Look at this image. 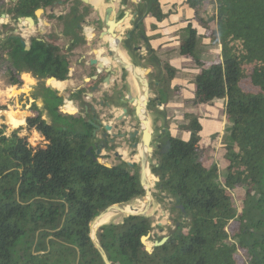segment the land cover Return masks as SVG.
Returning <instances> with one entry per match:
<instances>
[{
    "label": "trees",
    "instance_id": "1",
    "mask_svg": "<svg viewBox=\"0 0 264 264\" xmlns=\"http://www.w3.org/2000/svg\"><path fill=\"white\" fill-rule=\"evenodd\" d=\"M55 1L9 0L3 9L6 2L0 0V15L6 11L17 23L34 18L37 9ZM62 1L69 3L68 11L58 17L62 33L77 40V24L91 7L81 0ZM145 1L147 13L162 21L159 1ZM185 5L205 35L220 46L213 60L197 57L198 28L188 22L179 54L199 69L193 80L194 104L225 99L230 126L221 145L226 165L220 171L215 163L204 164L202 126L191 116L188 139L165 131L159 142H169L170 147L164 152L161 146L155 148L150 156V171L158 177L153 197L164 207L169 199L174 231L167 240L145 250L141 237L151 232L152 219L141 215L104 224L96 236L111 264H264V0H185ZM29 45L25 50L10 35L1 39L0 71L17 88L22 87V73L40 80L47 113L63 117L71 127L44 119L33 94L26 127L45 142L31 146L20 129L6 134L0 128V264H104L89 225L110 205L141 202L136 201L145 196L139 171L123 160L106 166L95 159L92 126L85 118L61 113L62 97L44 86L50 77L68 79L70 62L64 50L40 35L31 37ZM149 58L160 67L150 87L163 104L176 70L152 50ZM105 76L101 72L97 83ZM244 80L256 88H243ZM156 103L150 102L153 112L158 111ZM90 146L91 153H86ZM237 187L245 191L241 209L233 204L232 190Z\"/></svg>",
    "mask_w": 264,
    "mask_h": 264
},
{
    "label": "crops",
    "instance_id": "2",
    "mask_svg": "<svg viewBox=\"0 0 264 264\" xmlns=\"http://www.w3.org/2000/svg\"><path fill=\"white\" fill-rule=\"evenodd\" d=\"M117 1L122 2V5L125 6L126 8L122 10V12L117 10V6H116ZM117 1L115 2L117 19L123 16L124 11H127L129 13V17L124 19L123 23L119 26H125L126 27L125 29H127L126 33H129L131 31L130 26L134 25V29H135V26H137L136 32H137L138 37L135 36V32H134L135 39L132 42H127L129 44L128 46L132 45V43L135 42L134 47H137V46L141 47V50H135L133 47L132 48L133 51L128 48H123L126 52V56L128 57V60L124 62L131 63L132 65L137 67L138 72L141 71V68L148 70L147 74H144V76L149 82V99L154 100L153 98L157 96L151 90L150 83L152 82L153 78H155V76L158 75L160 71V67L156 61L151 60L149 58L150 52L152 50L155 56L161 62L164 61V62L169 63L176 70L174 78H173L175 79V77H177L180 74V71L183 70L180 67V63H182V59L186 58L179 54V42H180L181 34L184 33V29L188 22L193 23L194 21L193 10L187 5H185V0H158L160 3L161 10L165 14V17L163 18L162 21H157L150 13H147V12L144 13L147 10V6L144 5L145 4L144 0L142 1L141 0H117ZM123 1H126V2L124 3ZM100 3L101 2H99V4L97 5H94L93 3L89 2V0H87V3H85V4L90 5L91 10L95 8L99 9L101 16L99 17L98 22H97V30L95 29L99 33L95 34L94 28L90 27L88 28L90 30V32H88L89 33L88 36L87 34L84 36L83 35L81 36L78 32V30H80L81 28V26L79 25L81 24L78 23L76 27V32L79 34V39L77 40L71 36H64L62 33V23L58 17L60 15L65 14L68 11V9L67 11H64L63 13L58 15L57 17H54L51 19L41 20L39 16L35 15V17L32 18L33 22H30L29 20L24 19V18H20L18 19L17 23L13 22L12 20L10 21L9 20L11 19L10 15H8L5 11L1 13L0 15V27L3 25L7 26L8 22H11L12 24H14L13 26H11L13 27V29L10 31L11 33L7 35H10V36L17 35V34H14V31L20 30V32H23V34L26 33L27 36H29L28 39L27 38L25 39L24 36H21L28 43L31 37L40 35V36H43L46 40L54 42V44L59 46L58 41L66 38L67 43L64 46H59V47L62 50L71 51V55L67 57V59L70 62L69 77L68 79L64 81H57L56 79H53L54 82L52 83H49V81L47 82V79H48L47 78L46 80H44V86L51 90L56 91L57 96L62 97L63 104L59 107V111L63 114H69V113H64V111H67L65 110V108L69 106L70 108L74 110V112H71L72 114L70 115L80 116L85 119H87L89 116V119H91L90 117V114L92 113L91 111H94L96 116L99 117V119H101V121L104 123H109L113 121L115 122L118 120V117L121 116L123 120L121 122L117 121L118 123L117 127L113 128L112 132L119 131L121 133L130 134L135 129H137L138 134L134 137V139L138 137V140H131L127 142V144H124V142L122 143V140L120 141V139H118L114 144L120 145V147H118L117 149L120 151L119 153L122 155L121 158L125 161H129L125 159L127 156L130 158V160L133 159L136 165L140 166L139 170L141 173L142 152H143L142 139L143 138H142L141 127L139 125L140 111L137 106L141 97L139 96L136 86L139 88H142V92H143V87L135 80L134 76L122 71L115 64L112 56L109 54V46L112 42L111 38L107 39L105 37V42L108 46L101 47V48L108 49V56L103 55L102 50H100L101 48L98 49V45H99L98 43L101 41L102 36L107 34V33L102 34V32L104 29L108 28L107 17L105 18L104 15L102 14V10H101L102 6ZM56 4H59V3H56ZM59 5H63V2ZM54 6L55 4L52 5L51 7L43 9V11L45 12L48 10L49 12L52 13L55 10ZM130 6L133 7V10L130 9ZM141 6L143 7V10L140 13ZM104 11H105V5H104ZM152 17L154 18V20ZM58 22L61 24V28L60 30H58V32H56V26ZM141 22H143L142 30L139 28V24ZM50 24L53 26L51 27ZM15 25H18V26H15ZM35 29L43 30L44 33L43 34L36 33L33 35V32L35 31ZM51 30L53 31L51 32ZM7 35H5V37ZM89 36L90 38L96 37L95 43L93 45L94 47L93 49H91V53L93 54V57H89V55L87 56V52H86L90 50L88 47L89 45L88 37ZM204 40L207 41L208 44L210 43L208 38H205ZM79 43H84L85 49H88V50L81 51V49H77L76 46ZM134 51L137 52V55L134 54ZM219 54H220V51H219ZM139 55H142V57L140 58ZM76 56H78V58L80 59V62L78 61L76 62V59H75ZM107 57L111 58L112 62H108ZM138 61H145L146 64L142 65ZM183 62H184V65H182V67L184 66L187 67L184 70L190 73L191 76L189 77L187 81H182V83L180 84H175V82L171 83L172 87H178L177 85H179V93L178 95L169 97V99L167 100V103L161 104L157 100L155 107L159 112L158 111L154 112L152 119H149L150 131L153 132L152 137L155 138V136H160L161 138L164 135L165 131H168L171 135L179 138L178 132L180 131V129L187 128V125L189 123L188 116H190L193 113L194 114L197 113V116H198L200 112L201 115L200 117H198V119L202 126V130L200 133L201 144L206 148L205 153H206L207 158L209 155L208 161H210V164L215 163L218 166V161L214 157L218 156V153H220L221 140L224 139V137L228 134V129L230 126V123L224 114L225 99L224 98L214 99L210 103L201 104L200 106H198L200 108L197 107V104L194 105L191 102V99L193 98V90H194V83H193L194 77L193 76L199 71V69L191 58H187V60H183ZM109 65L112 66V72L108 75V78H107L108 82L106 83L103 81V79L107 77V66ZM155 69H157V73L153 74V70ZM101 72H105L106 76L102 79L101 82L94 83L97 81L96 79ZM148 77L149 78L151 77V78L148 79ZM21 78L23 80V84L21 88L11 87L8 89H1L4 91H12V90L16 91L17 94H15L14 97H12L13 100L14 98L16 100L18 96H23L24 98L26 96H30L29 93L31 94L35 90V88H37V81L39 80L33 77L31 74L22 73ZM126 78L128 79L133 89V94H132L133 96L131 98H134V97L138 98V100L135 101L137 103L134 102L132 106L128 105V100H131V98L128 99L129 92L128 91L126 92V85L122 83L121 86H119V83L124 81V79ZM111 85L115 87L113 91H111L110 89ZM173 85H176V86H173ZM151 93L153 94V96H151ZM33 94L34 93H32V95ZM98 95H100L99 97L101 98H97ZM5 97H7L6 94H4V98ZM40 98H43V97L38 95V98L35 100V102L38 103L37 101L40 100ZM31 100L33 101V98ZM92 100H94V102L91 103L90 101ZM39 104L41 103H38L37 105L39 106ZM85 106L87 108H85ZM105 106L107 107L109 112L115 111L112 114V116L109 118L107 117L108 116L107 114L109 112H106L105 110H103ZM124 107L127 109L125 113L123 111ZM118 110L119 112H117ZM149 110H150V103L148 105V116H149ZM19 111H26L28 113L30 112L27 109L17 110V112ZM88 112H90L89 115L87 114ZM46 113H47V110H46ZM17 117L22 118L26 122V118H24L23 116L17 115ZM43 118L46 119L45 116H43ZM154 119H156V122ZM184 134H185L184 136H186V139H188L189 131L188 133L184 132ZM214 134L217 136V138L213 140L212 136ZM186 139H183V140H186ZM133 142H137L138 147L134 148L132 146ZM150 147H155V145L150 144ZM132 150H135V154L132 157H130V154L133 152ZM105 151L106 149H103V152ZM149 155L150 153L146 155V158L148 159V163H149ZM114 158H116L115 155H114ZM222 158H223V154H222ZM219 170H221V168H219ZM150 174L152 173L150 172ZM155 181H156V178H155ZM151 191H152V196H153L154 191L153 190ZM162 206L164 207V205ZM166 209L168 210L167 206H166ZM158 226L160 225L158 224Z\"/></svg>",
    "mask_w": 264,
    "mask_h": 264
},
{
    "label": "rangeland",
    "instance_id": "3",
    "mask_svg": "<svg viewBox=\"0 0 264 264\" xmlns=\"http://www.w3.org/2000/svg\"><path fill=\"white\" fill-rule=\"evenodd\" d=\"M90 1H93L96 5L99 4V2H101L100 4L102 6V8H101L102 14L106 18L107 14L104 11V5H105V4H103L104 1L103 0H90ZM5 2L6 3H2L3 5L5 4V6H3V9L7 8L8 5L10 4L9 2L7 3V0H5ZM116 6H117V10L120 11V12H122V10L126 9L125 6H123L122 2H120V1L116 2ZM54 7H55L54 8L55 10L52 13L47 10L44 13L40 14L39 18L41 20L42 19H46L47 20V19H51V18L57 17L58 15L63 13L64 11H67V9L69 7V3L63 4V5L55 4ZM130 9L133 10V7L130 6ZM142 10H143V7L141 6L140 7V13L142 12ZM207 12L210 13L209 10ZM100 16L101 15H100V12H99L98 8H95V9L91 10L84 17V19H82V21L79 22L81 24V25H79V26H81L80 30H78L79 34L81 36L82 35L84 36V35L87 34V36H88L89 33L87 32V29L90 28V27L94 28V30L95 29L97 30V22H98V19H99ZM9 20L11 21V19H9ZM153 20H154V18H153ZM83 22H84L85 25L83 24ZM193 24L198 28V36H197L198 50L196 51V56L201 58L202 60H207V61H210V60H213V59L217 58L218 55H219V51H220L219 44L214 42V41H212L211 38L207 37L205 35L206 32L201 28V26L195 20L193 21ZM13 25L14 24H12L11 22H8V25H7L6 28H4L3 26L0 27V35H1L0 40L3 39L5 37V35L11 33L10 31L13 29V27H11V26H13ZM15 26H18V25H15ZM210 26H211V28H214L215 25H214L213 22H211ZM14 28H16V27H14ZM60 28H61V24L58 22L57 26H56V32H58V30H60ZM119 28L122 30V34L126 33L127 29H125L126 28L125 26H120ZM96 30H95V34H98L99 32L96 31ZM52 31L53 30H51V32ZM36 33L43 34L44 31L35 29V31L33 32V35L36 34ZM14 34H17V35H20V36H24L25 39L29 38V36H27L26 33L23 34V32H20V30L19 31H14ZM183 35H184V33L181 34V37ZM205 38L209 39V41H210L209 44H208L207 41L204 40ZM88 39H89L88 47H89L90 50L85 49L84 43H79L76 47H77V49H81V51L88 50V51H86L87 52V56L89 55V57H93V54L91 53V49H93V47H94L93 45L95 43L96 37L90 38V36H89ZM124 39H125V37L118 38L119 41H122V40L124 41ZM66 43H67L66 38L58 41L59 46H64ZM207 49H209V50H207ZM100 50H102L103 55L108 56V49L101 48ZM63 52L66 54V57L71 55V51H65L64 50ZM205 58H207V59H205ZM107 60H108V62H112L111 58L107 57ZM183 60H187V57L185 59H182V63H180V67L183 70H181L180 74L177 77H175V79L172 80V82H175V84H180V83H182V81H187L189 79V77L191 76L190 73H188V72H186V70H184L187 67H185V66L182 67V65H184ZM145 61H138V62L140 64H142V65H145L146 64ZM156 73H157V69L153 70V74H156ZM150 78L148 77V79H150ZM193 80H194V78H193ZM119 82H121V81H119ZM94 83H97V81L94 82ZM122 83H124L126 85V92L127 91L129 92L128 99L131 98L133 96L132 95L133 94V89H132L131 84L129 83L128 79L127 78L124 79V81L119 83V86H121ZM114 84H116V83H114ZM42 85L43 84H42V82L40 80L37 81V88H35V90L32 92V93L36 94L37 96L39 95V96L43 97V98H40V100L37 101L38 103H41V104H39V106L37 105L38 103L35 102V104L37 106V109L40 110L39 107L42 109L43 116H45V118L48 121L54 122V123H56L58 125L66 124L69 127H71V124L65 123L66 119H64L63 117H56L52 113L51 114L48 113L49 115L46 113V108H45L46 107V102L44 100L45 94L42 91ZM173 86H176V85H173ZM177 86L178 87H172L171 84H170V89H169L170 97L178 95V93H179V85H177ZM241 86L243 88H245V89H249V87L256 88V87H253L248 82V80H244L241 83ZM11 87H16V86H12V85L9 84L8 76H7L6 72L0 71V128H4L6 134H9L11 132V131L8 130L9 127L13 128V130L14 129H20V131H19L20 135L26 136V141L31 146H36V145H39V144H43L45 142V139L38 132H36L35 130L29 131L27 129V127H26L27 126L26 122L22 118H18L16 113H15V112H17V110H23V109L24 110H26V109L28 110L29 109V106H30V104L32 102V100H31L32 99V93L31 94L29 93L30 96H26L25 98L23 96H18V98L16 100H15V98L13 100L12 97H14V95L17 94L16 91H13V90L12 91L1 90V89H8V88H11ZM86 87H87V85H86ZM114 88L115 87L111 85V87H110L111 91H113ZM4 94H6L7 97L4 98ZM99 96L100 95H98L97 98H101ZM151 96H153L152 93H151ZM192 99H191V102H192ZM90 102L92 103V102H94V100H92ZM165 103H167V101ZM194 105H196V104H194ZM200 105L201 104H197V107L200 106ZM198 108H200V107H198ZM103 110H105L106 112H109L106 106L103 108ZM199 111H200V109H199ZM114 112L115 111L109 112L107 114L108 115L107 117L108 118L111 117ZM117 112H119V110ZM89 113L90 112H88L87 114L89 115ZM153 113H154L153 111L149 110V119H152V117L154 115ZM200 115H201L200 112H199L198 116H197V113H195V114L193 113L190 116H188V119L190 120L191 116L200 117ZM88 118H89V116H88ZM184 132L188 133V129L187 128L186 129L181 128L180 131L178 132L179 133L178 137L181 138V139H186V136H184L185 135ZM212 137H213L212 138L213 140L217 138V136L215 134ZM220 148H221L222 151L220 150V153H218V156H216L214 158L217 159L218 166H219V168H221L220 171H222V169L225 167V166H223V165H225V162H224V160L222 158V154L224 152L223 148H222V145H221ZM118 152H120V151L118 150ZM205 152H206V148H205ZM106 157L107 158H103L102 161L107 162V163H112V164L119 162L117 157L114 158L113 151H110L109 154L106 155ZM208 158H209V155H208ZM208 158L207 157L203 158V162H204L205 165H210V161H208ZM125 159L126 160H130V158L128 156ZM138 167L140 168L139 165H138ZM154 181H155V177L153 179H151V182H150L151 190H153V191H155ZM232 195H233V204L238 209H241V207L243 205V199L245 197L244 189L242 187H237V188L232 190ZM168 200L169 199H166L165 207H163L162 205L157 204V202L153 198L151 207L149 208L148 212L146 213V215L150 216L151 219H152V230L150 232V237L146 241V244H148V245H152V243L156 239H158L160 237L167 236L174 229V225H173V222H172V217L169 215V212L166 209V206L168 205V202H169ZM136 201H141V202H132V203H128V205L134 206L136 209L139 210L143 206V203H144L143 198L142 199H136ZM162 211L164 213H162ZM123 212L118 213L116 216L114 215V218L110 219L108 222H120L123 219V215H124V214H122ZM158 224H160V226H158ZM37 253H39V251Z\"/></svg>",
    "mask_w": 264,
    "mask_h": 264
},
{
    "label": "water",
    "instance_id": "4",
    "mask_svg": "<svg viewBox=\"0 0 264 264\" xmlns=\"http://www.w3.org/2000/svg\"><path fill=\"white\" fill-rule=\"evenodd\" d=\"M84 3H87V0H81ZM117 0H107V5H108V13H109V24H108V28L104 29L102 34L104 33H108L111 36V44L109 46V54L112 56L115 64L124 72L131 74L132 76H134L135 80L143 87V92H142V111H140V127H141V131H142V144H143V152H142V168H141V173H140V183L141 186L145 192V196L143 197V201H144V205L141 208L140 211L137 212H128V213H124L122 210V206L124 204H113L108 206L107 208H105L103 211H101L96 217L95 219L90 223L89 225V230H90V238L93 242V244L95 245V247L97 248L104 264H111V262L109 261L104 249L102 248L100 242L97 239L96 233L97 230L100 226L107 224V223H103V224H99V222L109 213L113 212V211H120L123 212V218L127 217V216H131V215H141V216H147L146 213L148 212L149 208L151 207L152 204V200H153V196H152V191L151 188L149 186V183L147 181V176H146V170L148 169L149 172L150 171V167H149V163H148V159L146 158V155L148 153L151 154L152 150L154 148H159L161 146V151H165L167 148L170 147L169 142H166L165 144L161 145L159 143L160 140V136H155V138L152 137V132L150 131V121H149V116H148V105L150 103L149 99V82L148 80L145 78L144 74H147L148 70L147 69H143L141 68V71L138 72L137 67H135L134 65H132L131 63H126L123 60H119V49L117 46V40L118 38H123L127 33L122 34V30L120 28H118L119 25H121L124 21V19H126L127 17H129V13L127 11H124V14L121 18L117 19V13H116V9H115V2ZM63 1L62 0H56L54 4L59 3L61 4ZM44 11L43 9L39 8L35 11V15L39 16L40 14H42ZM147 10L144 12L146 13ZM24 19L29 20L30 22H33V19L31 17H26ZM141 20V19H139ZM137 26H135V36L138 37L137 35ZM12 37L18 38L21 45L23 46V48L25 50H28L30 45L29 43L20 35H11ZM143 38V36H142ZM128 43L127 42H123L122 43V48H128ZM135 50H141L140 46L134 47ZM148 50V49H146ZM139 57L141 58L142 55H139ZM112 72V66H107V77L103 79L104 82H108L107 78L108 75ZM55 78L50 77L47 79V82L49 80H53ZM154 100H158L157 97L153 98ZM138 98L134 97L131 98V100H128V105L132 106L133 103L135 101H137ZM85 108H87L85 106ZM124 113L127 111V109L124 107L123 108ZM64 113H69L72 114L69 111H64ZM18 115L23 116L24 118H26L30 112H26V111H19L17 112ZM121 116L118 117V119H120ZM87 123H89L91 126H93L94 131L92 132V137L95 136L97 131H101V137L102 140L100 142V144L98 145L96 151H95V155L98 158H94L97 159L98 162L103 163L104 165L108 166L109 163H106L104 161H102L101 156L103 155V148L105 147V145H109V144H114L118 139H123L125 137L124 133H121L119 131L117 132H112L113 129V125L112 124H103L101 121L97 120V118H92L89 119L87 118L85 120ZM9 131H12L13 128L9 127L8 128ZM138 134V130L135 129L132 133L128 134L129 137L131 139H133L136 135ZM90 141H93V139H91ZM150 144H154L155 147H150ZM132 146L138 147V143L137 142H133ZM92 146H90L87 150L86 153H91ZM115 156L117 157H122L121 154H119V152L115 151L114 152ZM130 166L133 165V163H128ZM156 181L154 183V186L157 185V181H158V177L155 176ZM177 200H175L176 202ZM179 208L182 210L183 214L185 215V211L184 209L179 206ZM168 212H170V209H168ZM162 213H164L162 211ZM110 223V222H108ZM160 225V224H159ZM176 226H178V223L176 224ZM174 230H172L173 232ZM150 237V233H148L145 236L141 237V243L144 245L145 250L147 251H151L153 247L156 246H160L162 245L168 238L167 236H163L160 240H155L152 245H148L146 244V241L148 240V238ZM118 264V263H116Z\"/></svg>",
    "mask_w": 264,
    "mask_h": 264
},
{
    "label": "flooded vegetation",
    "instance_id": "5",
    "mask_svg": "<svg viewBox=\"0 0 264 264\" xmlns=\"http://www.w3.org/2000/svg\"><path fill=\"white\" fill-rule=\"evenodd\" d=\"M90 1V0H89ZM7 2H9V0H7ZM91 3H93L94 5H96L93 1H90ZM144 5L146 6L147 4H146V1L144 0ZM106 17H107V15H106ZM49 24V23H48ZM141 24V23H140ZM139 24V25H140ZM51 25V24H50ZM53 25H51V27H52ZM133 29H134V25H132V26H130V32L129 33H127L126 35H125V39H124V41L122 40V41H119V40H117V46H118V49H119V56L123 59V60H128V57L126 56V52H125V50L122 48V43L123 42H132L133 41V39H134V32L135 31H133ZM87 32H90V30L89 29H87ZM99 45H98V49H100L101 47H103V46H108L107 44H106V42H105V35H103L102 36V39H101V41L98 43ZM128 49H130L129 48V46H128ZM75 59H76V62L78 61V62H80V59L78 58V56H76L75 57ZM97 79H98V77H97ZM96 79V80H97ZM52 82H54V80H49V83H52ZM54 84V83H53ZM65 110H67V111H69V112H74V110L73 109H71V108H69V106H67L66 108H65ZM92 113L90 114V117H91V119L92 118H97V120H99V121H101V119H99V117H97L96 116V114H95V112L94 111H91ZM94 114V115H93ZM86 120V119H85ZM123 119H122V117L120 118V119H118L117 121L119 122H121ZM117 121H113V122H109V124H112L113 125V128H116L117 127ZM102 122V121H101ZM103 124H108V123H104V122H102ZM94 131V128H93V126H92V129H91V133ZM125 134V137L123 138V139H120V141L122 140V143L124 142V144H127V142H129V141H131V140H138V137L137 138H133V139H130L129 138V135L127 134V133H124ZM91 139H93V141H91L92 142V146L93 147H95V151H96V149H97V147H98V145L100 144V142H101V140H102V137H101V131H97L96 132V134H95V136L94 137H92ZM119 144H120V142H119ZM122 145V144H121ZM118 147H120V145H116V144H109V145H105V147L103 148V149H106V151L105 152H103V150H102V152H103V155L101 156L102 158H107L106 157V155L107 154H109V152L110 151H113V155H115L114 154V152L115 151H117L118 152ZM155 149V148H154ZM133 151V152H132ZM131 152V154H130V157H132L134 154H135V150H132ZM120 154V153H119ZM122 156V155H121ZM150 156H151V154L149 155V167H150ZM117 157V156H116ZM117 159H118V161L119 160H123L121 157H117ZM123 161H125V160H123ZM125 162H127V163H133V165H135L136 167H137V169H138V171H139V175H140V170H139V167L136 165V163L134 162V160L133 159H131V160H129V161H125ZM132 165V166H133Z\"/></svg>",
    "mask_w": 264,
    "mask_h": 264
},
{
    "label": "bare ground",
    "instance_id": "6",
    "mask_svg": "<svg viewBox=\"0 0 264 264\" xmlns=\"http://www.w3.org/2000/svg\"><path fill=\"white\" fill-rule=\"evenodd\" d=\"M104 1V4H105V12H106V14H107V22H108V24H109V21H110V19H109V13H108V5H107V1L106 0H103ZM135 29H133V31H134ZM107 33V32H106ZM105 37L107 38V39H110L111 37L108 35V33L107 34H105ZM120 52V51H119ZM119 60H123L120 56H119ZM123 61H126V60H123ZM136 88H137V90H138V93H139V96L141 97L140 98V100H139V102H138V104H137V106H138V109H139V111H142V88H139V87H137L136 86ZM135 103H137V102H135ZM136 105V104H135ZM16 115H18L17 113H16ZM146 178H147V181L149 182V184H150V182H151V178H152V176H151V174H150V172L147 170L146 172ZM143 205H144V203H143ZM143 207V206H142ZM128 210V211H127ZM141 209H136L134 206H130V205H128V203L127 204H125V205H123L122 206V210L121 211H126L125 213H128V212H137V211H140ZM116 212V213H115ZM118 213H120V211H113V212H111V213H109V214H107L100 222H99V224H103V223H107L110 219H112V218H114V215L116 216Z\"/></svg>",
    "mask_w": 264,
    "mask_h": 264
}]
</instances>
